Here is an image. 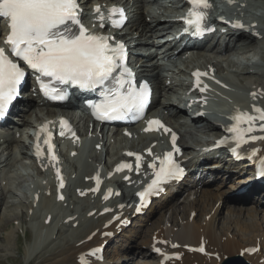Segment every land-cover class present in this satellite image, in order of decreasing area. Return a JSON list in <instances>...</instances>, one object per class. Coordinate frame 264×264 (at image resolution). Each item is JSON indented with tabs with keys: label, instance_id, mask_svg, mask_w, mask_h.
Wrapping results in <instances>:
<instances>
[{
	"label": "snow or ice",
	"instance_id": "obj_1",
	"mask_svg": "<svg viewBox=\"0 0 264 264\" xmlns=\"http://www.w3.org/2000/svg\"><path fill=\"white\" fill-rule=\"evenodd\" d=\"M189 3L192 8L185 17H182L186 24L185 31H190L194 36L203 35L204 32L210 30L207 24L208 10L213 5L210 0H189ZM94 11L98 14L100 26L104 27L105 16L101 7L95 6ZM108 12V19L112 25L122 27L126 20L124 10L113 6ZM115 13H119L118 20L112 18V14ZM0 17L8 19L10 29L4 40L8 51L5 47H0V117L5 115L8 106L17 98L19 86L25 77V71L18 61L40 74L38 79L41 82V90L50 99L64 100L66 93L63 90L51 88L43 81V77L62 84L76 85L82 89L96 90L99 88L102 99L90 105L93 115L99 120L123 119L129 113L143 111L150 94L147 82L141 83L139 87L134 85L133 74L125 63L127 50L122 42L110 43L111 37L92 33L83 25L78 0H0ZM234 26L244 28L239 21ZM11 57L18 58V61ZM118 71L119 76H115L114 74ZM193 75L196 77L195 87L204 92L207 85L200 87V76L207 75V73L197 71ZM110 80H114V87H106ZM252 95L255 98L257 94L254 92ZM229 118L233 123L226 131L232 134V140L236 145L232 149L233 152H237L243 144L264 140V136L249 135L257 129L264 131V108L253 105L252 113L236 109ZM257 121L261 123L257 124ZM153 125L157 126L155 130L163 129L171 133L173 151L166 152L163 157H155L153 163L149 165L155 170V161H159V169L154 171L155 178L144 191L137 194L142 202L148 195L162 190L163 183L178 178L183 173V169L174 159V153L179 152L176 147V134L159 120L148 121L146 130H152ZM65 126L67 122L62 119L61 128ZM68 131L71 132L70 127ZM39 132L46 133L44 144L47 145L50 160L55 162L58 158L50 142L51 133L48 132L47 122L41 126ZM39 132L36 144L37 156L43 154L39 144ZM60 135H65V132L61 131ZM72 135L75 136V133L72 132ZM226 139H222L220 143H224ZM148 151L151 153V149ZM258 151L260 150L252 149L251 155L255 156ZM128 155L136 156L138 171L141 156L131 152ZM124 168L131 170L132 165L122 163L117 166L116 171ZM56 174L60 181L59 186L63 187V178L60 176L59 168L56 169ZM258 174L264 176V170ZM95 179L99 185V175ZM108 192L110 194L111 189ZM60 198L63 199L62 196ZM107 198L108 195H105V199ZM139 210L138 207L137 211ZM256 250L247 249L245 251ZM97 251L98 249H93L88 253H82L79 257L80 264H90L86 257L95 256ZM155 251L160 252L161 249L156 248ZM199 251L204 252V247L201 246ZM217 258L222 259L219 254Z\"/></svg>",
	"mask_w": 264,
	"mask_h": 264
},
{
	"label": "bare ground",
	"instance_id": "obj_2",
	"mask_svg": "<svg viewBox=\"0 0 264 264\" xmlns=\"http://www.w3.org/2000/svg\"><path fill=\"white\" fill-rule=\"evenodd\" d=\"M145 9L144 8L140 9L141 12L138 19L140 20L139 27L141 28L140 36H143L144 38L143 41L144 45L145 44L149 45L153 43L154 38L156 39L162 37V35L154 27L155 25H163V24L158 23L160 22L159 18L154 19L155 20L154 25L147 23L144 18ZM146 10L150 14L152 10L151 6L147 7ZM255 46H258V48L262 50L263 52L262 55L264 57V41H257L254 38L251 39L241 38V40L234 39L231 44L224 46L223 49L216 46V44H208L205 45V48L204 47L198 48L196 54L197 56H201L199 59H202V57L204 58V60L206 61L205 62L206 65L209 64L215 67L216 69L224 70L225 67L230 68L231 66H235V64L236 65L241 64L240 63L241 59H239L238 52H240L241 55L242 52L252 51L251 54L255 55L254 52L255 50L253 48ZM241 47L247 49L241 50ZM143 49H146V46H143ZM223 51H225L226 54H223L222 53ZM152 56H153L152 53L148 54V57H152ZM223 62H225L226 66H223L222 64ZM258 65L259 67H263V72L261 74L250 75L249 73H247L248 76L250 75L247 78V80L250 78L254 84V87L250 88L249 86L250 84L245 81V76L237 75L236 78L239 84L245 87L246 89L248 90L255 89L256 91L260 92V90H264V84H261L260 81V77H264V65L263 64H258ZM155 83H156V87L163 89V91L170 90V87L165 85V78L161 80L160 77H157L155 78ZM170 96L171 94H167L168 101L166 102L165 105H162V108L168 110H174L176 111L177 116L183 117V115H185L186 113L184 112V110H182L181 107H175L172 104H170L171 102H173L169 98ZM155 102L159 103L158 98L155 100ZM262 102H263L262 104L264 105V100ZM29 104L31 103L28 102V105ZM29 109L30 108H28L27 111H29ZM151 111L150 113H148L149 115H153V112ZM45 113L53 114L55 113V111L49 107H45ZM166 118H167L166 121L170 125L176 128V130L178 129L180 131V125L173 124L170 120V117H166ZM22 122L30 123L28 119H24L22 120ZM196 122H197L196 120H191L190 124H185L183 127H181L179 141L181 145L184 147L186 152L194 151L195 146L198 142H201L203 140L205 141L207 137L211 135H215L217 132H219L220 124L217 122H211L210 120L204 119V123L201 127L197 126ZM201 135H205V138H202ZM14 137L15 136H12L10 138V140L7 142L8 145L12 146L13 142H15ZM197 138H199V140ZM99 143H100L99 140L96 141V144ZM261 146L262 149L264 150V143ZM24 154L27 153L24 152ZM2 162L3 160L1 161V163ZM214 187L211 186L196 187L193 200H189L188 193L186 196H184L181 199L182 209L186 210L185 211L186 216L184 217V220H182L181 222H178L177 219L176 213L178 208H173L171 210L172 215L170 217V224L167 227L165 228L162 227L161 225L162 217L160 215L158 219L154 220L155 225L153 230L151 229L152 232L150 233V235L155 234L156 238L168 240L169 245L175 242H178L181 245L190 244L195 246L198 245L199 243H203L205 245L204 247L207 254L205 255L193 254L186 252L182 248H180L177 250L181 253L180 260L168 264H221L224 261V259L239 254L241 251L245 249V247H247L248 245L255 244L256 241H259L260 249L255 254L252 255L243 252L242 253L243 258L249 264H264V263H259L258 261L259 258L264 257V230H261L260 227L259 228L257 227L259 223H261V221H259V217H261L264 220V211L262 209L260 210V214H256L257 211L256 207L258 201H251L252 204L251 208L249 209L248 207L247 209L246 208L244 209L245 213L249 217L255 219V222L254 221L242 222L243 220L242 221L239 220V217L238 218L235 217L232 220L231 227L228 226L226 228L225 227L218 228L215 225V223H216V214L219 211V208L223 206L226 208L227 201L231 199L243 201L246 198H248L247 196L248 194L245 195L246 197L238 196V195L230 197V195H228L229 190L225 191L224 188L219 186V184ZM239 188L240 187L237 184L234 185L233 187L235 191H237ZM50 190H51V194L46 199V202L48 207L53 208L52 202L55 200L54 187L53 186L50 187ZM183 191H188V189L183 187V189H181V192L179 193H182ZM166 193L164 194V196L161 197V201H164L161 202L163 203L162 206L166 205V207L168 206V208H172L173 207L172 201L177 199L175 197L176 195H178L177 191H175V194H172L171 192H166ZM0 194H2V197L0 196V198L3 199V193H1V190H0ZM167 195L168 198H166ZM131 196L132 194L130 193L125 195V199H127L126 205L128 204ZM42 197L44 196L41 194L40 200H43ZM181 197L182 196H180V198ZM4 200L6 201L5 204L2 203L3 210L5 211V213H8V211L12 212L13 211L12 208L14 204L8 201V199H4ZM169 201L171 203H168ZM96 203L99 204L101 203L99 197ZM30 204L32 203L30 202ZM174 204L176 205V203ZM153 205H151L143 215L132 214L131 218H133V220L139 221L141 225L143 223L146 225L150 221V218L155 214V212H158L157 210H161L162 208V207L156 208V206ZM99 206L97 204L96 206L97 209L95 211L97 215V221L91 222L87 226V228H85L80 232L73 233L71 231V233H69V237L64 238L61 242H58L56 245L51 246L50 249L48 250L47 255L42 256L43 264H78V258L80 253L86 251L90 247H94L95 245H101V242L108 239V238H102L101 233L109 230H114V226L110 227L109 229L103 228V224L109 220L108 218L111 215H103V216L99 215L98 212L102 209ZM126 207L123 208L124 216H129L131 215L132 211L127 209ZM192 211H195V216L193 217V219H190L189 216ZM173 214L175 215L173 216ZM256 215H258V219L255 217ZM66 216H72V215L70 213ZM10 217L11 215L8 218ZM140 232H142V230ZM241 232L248 233L249 236H247V238H243L241 237L242 234L240 235ZM136 234H137L136 230H133L131 229V227H128V229L125 228L123 229V231L118 233L117 238L118 240H121V242H125L127 244L128 242L133 243L132 238ZM139 235L142 236L141 233H139ZM89 237H91V239H89ZM153 241L154 240H151V236H150L149 239L140 242L141 245L140 243L138 244L137 242H135V244L133 243L132 247L136 246V248H140L143 256L145 257L148 256L150 257L151 260H153L155 258V254L152 253V251L150 250V247L152 246L150 244L153 243ZM123 247H124L123 245L120 246L121 249ZM120 250L115 249L112 251H106L105 261L100 263L96 262L93 258H90V264H113L110 261L117 262L119 260V257L116 256L119 255L118 253ZM218 254L220 257H222V259L217 258ZM150 261L143 263L150 264L151 263ZM225 262H227V260ZM225 262L223 264H225Z\"/></svg>",
	"mask_w": 264,
	"mask_h": 264
},
{
	"label": "rangeland",
	"instance_id": "obj_3",
	"mask_svg": "<svg viewBox=\"0 0 264 264\" xmlns=\"http://www.w3.org/2000/svg\"><path fill=\"white\" fill-rule=\"evenodd\" d=\"M244 1L253 7L252 8L253 11L258 12L261 15L259 16V20L264 22V0H244ZM143 4H144L143 8L148 7L145 3ZM146 12L148 15L146 14ZM153 18L154 17L152 16V14H149L148 11L145 9V21L147 23H152ZM222 53L226 54L225 51H223ZM238 53H239L238 55L239 59H241L240 63H246V58H244L245 56H248L249 58H253L251 54L252 51L242 52L241 55H240V52ZM243 53H244V56L242 55ZM259 60L260 62H263L264 64V59L259 57ZM222 64L224 66L225 62H223ZM231 67H234V66H231ZM246 75L247 74L243 73V76H245V80H247V78L250 76V75L249 76L248 75L246 76ZM233 78L236 80L235 75ZM260 81H261V84H264L263 77H260ZM176 89L177 87H175V90ZM31 107L34 109H32L30 113H28V115H25V116L29 118L28 120L33 122L37 116H42L44 114V110L39 109V107H37L36 104H34ZM25 116H23L22 118H24ZM7 135H10V134L5 131V134L1 135V138L4 139L6 138ZM204 136L205 135H202V137ZM197 139L199 140V138ZM21 143L23 146H25L26 138L24 136L21 137ZM22 145L21 147L14 146L10 148L8 147L10 145H8L7 143L0 144V181H1V177L4 174H7L9 177H11L10 184L5 186L4 192L3 191L1 192L3 193V199L0 198V264H43L42 256L47 255L50 247L56 245L58 242H61V240H63L64 238L69 237L68 234L71 233V232L69 233L57 232L56 233V227L59 226L58 219H60V216L55 215L56 213H58L57 209L55 211L56 213L54 212V216H53L55 221L53 222V225L50 227H43L41 225L40 210L42 206L40 207V209L38 210V213H36L35 216L29 213V209H28V204H29V199H30L29 189L30 187H33L36 183L35 178L37 175V171L35 167L29 164V160L26 158V155L24 154V151L26 148L23 149ZM21 150L23 151V153L21 152ZM110 158H111V155H107L105 156L104 159L105 161H108ZM2 160L3 162L1 163ZM91 160H92V157H89L86 162L89 164ZM65 163L67 167H74V165L72 164L73 161L71 160ZM88 164H83L80 167V169H78V171L84 172L85 170H87L90 167ZM224 190L226 191L227 189L224 188ZM5 193H7L9 197H6V196L4 197ZM0 196L2 197V194H0ZM7 198H9L8 201L12 202L14 206L12 208L13 210L12 212L8 211V213H5V211L3 210L2 203L5 204L6 200L4 199H7ZM176 200L172 201V204H173L172 208H168V206L166 207V205L162 206L163 204L162 203L160 205L162 207V208L160 207L161 210H157L159 213L155 212V214L150 218V221L146 225L144 223L141 225L138 221V224L142 226L140 230H136L134 229L136 227L132 228L131 226V229L137 231V234L132 238L133 239L132 241L134 244L135 242L139 244L140 242L149 239L150 233L152 232L154 225H155L154 220L158 219L159 215L162 217L161 225H165V223L170 220V217L172 215L171 210L173 208H178L177 213H176L178 216H181L182 218L186 216V212H185L186 210L182 209V202H180L181 199L177 198ZM228 201L226 204L227 205L226 208L223 207L221 209L219 216L217 217L215 225L218 228H222V227L226 228L228 226L231 227L232 220L235 217L237 218L239 217V220L241 221L243 220L242 222L253 221V218L252 219L251 217L249 218V216L245 213V210H244L245 209L244 207L249 206V205L247 204L245 205V203H242V205H244L242 206L239 204L242 201H238L239 202L238 203L234 199L233 201L232 199L229 202ZM168 203H171V202L169 201ZM174 203H176V205ZM97 204L98 203H96L95 205L93 204L92 206H90L91 204L89 205V203L84 204L83 210H85V214L89 210L94 209L97 206ZM156 204L157 203H154L153 206H156L157 208L158 206ZM64 205H67V204H64ZM164 208H167L168 210L167 209L163 210ZM250 208L251 206H249V209ZM73 214L74 213H71V215ZM77 214H79L78 219H81L82 216L84 215V211L77 210ZM10 215L11 217L8 218ZM94 215L97 217L96 212ZM174 215L175 214H173V216ZM255 217L258 219V215H256ZM87 225H88V222H84V224L80 226V228L78 229L79 231L77 230V232L84 230ZM257 227L258 228L260 227L261 230H264L263 229L264 222L259 223ZM141 230L142 232H140ZM73 231H76V230H73ZM139 233H141L142 236H140ZM240 235L243 238H246L248 236L244 232L243 233L241 232ZM118 243H119L117 247L118 250L121 249L120 248L121 245L124 246L119 251L118 253L119 255L116 256V257L119 256V259L120 258L122 259L123 262L121 264H144L143 262H147L151 260L150 257L143 256L140 248H136V246L132 247L133 243L128 242L127 244L125 242H121V240H119ZM108 251H112V249ZM150 262L152 263V260Z\"/></svg>",
	"mask_w": 264,
	"mask_h": 264
},
{
	"label": "water",
	"instance_id": "obj_4",
	"mask_svg": "<svg viewBox=\"0 0 264 264\" xmlns=\"http://www.w3.org/2000/svg\"><path fill=\"white\" fill-rule=\"evenodd\" d=\"M235 264H242L240 261H237Z\"/></svg>",
	"mask_w": 264,
	"mask_h": 264
}]
</instances>
